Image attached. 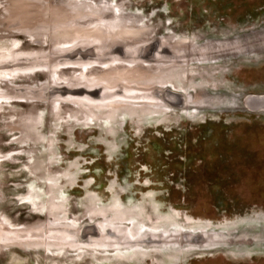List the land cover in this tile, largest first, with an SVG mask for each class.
Returning <instances> with one entry per match:
<instances>
[{"label": "rangeland", "instance_id": "obj_1", "mask_svg": "<svg viewBox=\"0 0 264 264\" xmlns=\"http://www.w3.org/2000/svg\"><path fill=\"white\" fill-rule=\"evenodd\" d=\"M17 1L0 0V221L58 231L0 242V264H264V107L245 102L264 94V0H32L52 30L18 24ZM163 36L228 47L188 60ZM162 89L184 104L144 100ZM91 223L104 237L81 243Z\"/></svg>", "mask_w": 264, "mask_h": 264}, {"label": "bare ground", "instance_id": "obj_2", "mask_svg": "<svg viewBox=\"0 0 264 264\" xmlns=\"http://www.w3.org/2000/svg\"><path fill=\"white\" fill-rule=\"evenodd\" d=\"M17 2H18L17 3V6H16V11L18 12V16L16 18L17 23L19 24V23H23L24 21H26V22L27 21H31L30 19H33V15L32 14H33V11H34V7L32 6V2L33 1L32 0H18ZM38 10H40V9L38 8ZM38 20H36V21L34 20L35 23L32 25L33 28H36V29L48 28L49 30H52L53 29L52 28V23H50V21L49 22H46V23L44 22L45 24L44 23L41 24L42 22L40 21L41 23L39 24L38 23ZM56 29H58L59 31H61V29H63V28L57 26ZM227 47H228V45L227 46L226 45H222L217 50L209 51L206 54L205 53H202L199 50H197L198 52H196V51H190V52L185 53V54H180V55L177 54V55L182 56L183 58L188 59V60H191V59H193L195 57H199V56L204 57V58H209L208 56H214V57H216V55L220 56L221 55L220 53L225 48H227ZM189 48H190V46H189ZM132 55H134V54H132ZM85 90L87 91V88ZM129 90H134V89H128V91ZM67 91H69V90H67ZM161 93H162L161 91L159 92L157 90L145 91V92H143V94L145 95L144 96V100H149V99H152V98L155 99L156 97L158 98V95H159L160 96V99H162V102L164 103L165 100L163 99V96L161 95ZM151 96H152V98H151ZM245 102L248 103V105H250V104L251 105H254V103H256V106H254V107H264V94H259V95H256L255 94L254 96L247 95L245 97ZM179 104L180 105H183L184 104V97H182V99L179 100ZM117 217H119V216H112V218H114V219L115 218L117 219ZM118 219L125 220V219H122V217H119ZM246 220H248V218H246L245 220H239L238 222L243 223V222H246ZM91 225H93V229H91V232H92L91 234L92 235H89L88 237H84V238L80 239L81 243H82V241L87 242L90 237H93V238H103L104 237V236H99V234H101V233H99V231H98L97 226L95 225V223H91ZM226 226L231 227V226H234V224L231 223V224H228ZM115 227H113V228H115ZM239 227H242V225L239 226ZM64 229H70V228H64ZM71 230H73V229H71ZM119 230H125V228L119 227ZM218 230H220V228H218ZM73 231L74 232H72V234L74 236V234H75L76 231L75 230H73ZM105 231H108L109 232V228L106 229ZM218 232H220V231H218ZM113 233H115V232L113 231ZM204 233L205 232H199L198 234L191 233V232H188V233H180V234H176V237H177V239H179V238L182 239V237L186 236L187 238H191L192 239L191 243H196V242L199 243V241L202 242V241H205L207 239V238L206 239L204 238V237H207L206 235H204ZM110 234L112 235V237H114L113 234H112V231H111ZM194 235H195V237H194ZM155 236H157V235H155ZM170 236H172V234ZM160 237L161 238H164L162 236H160ZM142 241L154 242L155 240H152V239H148V240L147 239H142L141 242ZM181 241L185 242L183 239L180 240L179 242H181Z\"/></svg>", "mask_w": 264, "mask_h": 264}, {"label": "water", "instance_id": "obj_3", "mask_svg": "<svg viewBox=\"0 0 264 264\" xmlns=\"http://www.w3.org/2000/svg\"><path fill=\"white\" fill-rule=\"evenodd\" d=\"M89 52H79L78 56H80V59L85 60L86 55H88L91 59L95 58V54L93 53V48L89 47ZM107 58V57H105ZM98 60H106L103 58V56H97ZM31 63V61L29 62ZM33 64V63H31ZM5 66H9V64H4ZM61 92L68 90L65 87L60 89ZM69 91H75L76 93H80V92H85L84 88H80V89H75V90H69ZM162 94L164 95H168V97H172V101L170 100L171 104L173 105H179V100L182 99V97H184V95L182 94V92H175V91H171L168 89H162ZM249 96H254L253 94H249ZM248 104V103H246ZM256 104V103H254ZM250 107V106H249ZM254 107V106H253ZM2 221V220H1ZM0 221V242L2 241H30L33 244L36 243H43V244H47L49 241V234L51 233H55L58 230H55L54 228H51V223L49 221L44 220L42 222H37L35 223L32 227H23L21 225H18L16 227L10 228V227H2V222ZM6 224V223H5ZM90 229H93V225L90 224ZM10 228V229H8ZM64 234H67V237H72L73 234L72 232H74L71 229H64ZM84 234V233H83ZM81 234V236L83 235ZM75 237V236H73ZM76 238V237H75ZM73 240V238H71ZM70 240H67V242H69Z\"/></svg>", "mask_w": 264, "mask_h": 264}, {"label": "flooded vegetation", "instance_id": "obj_4", "mask_svg": "<svg viewBox=\"0 0 264 264\" xmlns=\"http://www.w3.org/2000/svg\"><path fill=\"white\" fill-rule=\"evenodd\" d=\"M67 11H64V12H62L63 14H61V15H59L58 13L57 14H53L52 13V16H51V20H56V17H60V18H62V19H71V18H74L73 17V15L74 14H76L77 12L76 11H74V12H70V10H69V13H66ZM130 12V11H129ZM94 13V12H93ZM94 14H96V13H94ZM132 14V13H131ZM134 16H136V15H134ZM140 18V17H139ZM141 19V18H140ZM42 23H41V22ZM56 21H58V20H56ZM28 22V21H27ZM45 22V20L43 19V18H41V19H39L38 20V23L40 24H43ZM57 25H59L60 27H62V28H64L65 27V25H63V24H60V22L57 24ZM42 29H44V28H42ZM62 30V29H61ZM75 35V34H74ZM146 35V34H145ZM145 35H144V39L143 40H141L140 41V43L138 42V44H134V43H128V46H127V49H131V50H136L137 48H139V47H141V46H144V45H146L147 43H153L152 41L151 42H147V43H144V42H146L147 40H148V38L146 39V37H145ZM169 40H171L172 42H170ZM187 40H189L188 42H186ZM158 41V46H159V49H162L163 48V46L165 47V45L166 46H170L169 48L168 47H165L163 50H165V52H173V54H177V53H179V50L181 49V48H187V47H191V46H193L194 44H195V41H194V39L193 38H191V37H189L188 39H185V37H169V36H163L162 38H160V39H156L155 40V43ZM172 48V49H171ZM118 49H116V51H117ZM143 52H145V50H143ZM164 52V53H165ZM87 59H91L90 57H86ZM164 63H166V62H164ZM158 64V63H157ZM154 65V64H153ZM126 86H127V88H124L125 90L126 89H135V90H139V89H137L135 86H130V85H127V84H125ZM155 85H159L158 83L157 84H155ZM155 85H153V86H155ZM161 85V84H160ZM159 85V86H160ZM129 87V88H128ZM80 88H82V87H79L78 89H80ZM89 88L90 89H92V85H90L89 86ZM172 89L173 90H177L178 88H176L174 85H172Z\"/></svg>", "mask_w": 264, "mask_h": 264}]
</instances>
